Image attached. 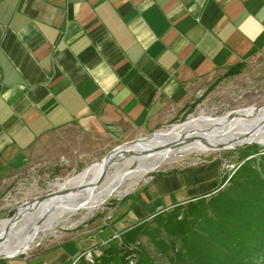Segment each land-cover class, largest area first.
Returning a JSON list of instances; mask_svg holds the SVG:
<instances>
[{"label": "crops", "instance_id": "crops-1", "mask_svg": "<svg viewBox=\"0 0 264 264\" xmlns=\"http://www.w3.org/2000/svg\"><path fill=\"white\" fill-rule=\"evenodd\" d=\"M263 56L264 0H0V168L62 133L117 145L153 132ZM223 179L216 160L155 175L122 222L210 198ZM99 233L0 264H73L112 235Z\"/></svg>", "mask_w": 264, "mask_h": 264}, {"label": "rangeland", "instance_id": "rangeland-1", "mask_svg": "<svg viewBox=\"0 0 264 264\" xmlns=\"http://www.w3.org/2000/svg\"><path fill=\"white\" fill-rule=\"evenodd\" d=\"M261 106H264V56L258 58L247 68L243 67L235 73L228 71L201 87L196 92L192 104L184 112L171 115L166 124L148 134L126 140L117 145L100 138L84 135L82 132L55 135L41 144L24 165L17 168H0V223L12 219L19 208L24 209L40 204L43 201L39 200L41 197H46L52 193L46 198L51 196L55 198L54 195L59 193L55 187L56 184L61 185L78 179L85 170L102 164L110 151L122 145H125L122 148L124 149L138 139H143L138 145L142 146L156 133L171 132L174 127L185 125L192 120L201 117L234 120L240 112L264 111V109H256ZM168 148L167 153L174 147L169 146ZM149 154L143 153L144 158H137L128 165L129 175L121 179L119 186V191L125 192L124 194L121 196L112 195L90 214L86 210L66 214L58 225H55V230L46 234L42 231L33 232L29 240L30 248L18 255L27 256L38 249L48 248L57 239L68 235L84 238L94 234L100 235L99 232L104 228L105 236H109L111 233L120 236L138 223L134 219L123 222L122 220L131 212L133 198L141 193L155 175L184 171L216 160L222 163L223 180L227 181L244 163L243 158L249 154H256L253 165L257 170L260 171V167L264 168V161H260L261 155L264 154V147L251 143L237 148L225 147L223 150L215 151L175 152L160 167L147 174L146 181L135 182L140 167L151 161L152 158L148 156ZM250 158L252 157H248L247 160ZM115 171L112 169L110 173H115ZM108 177L106 175L103 180L101 179L102 181L100 180L97 187L105 186ZM26 202L30 203L26 206L22 205ZM31 202L36 203L31 205ZM162 237L166 242L174 240L165 232H163ZM115 242L109 236L99 245L98 252L92 253V259L100 256L103 248L113 246ZM140 242L154 260L161 264H171L170 257L174 256L173 250L169 252V255H160L157 253L156 246L148 238L143 237ZM174 242L177 247L180 246V241L174 240ZM70 247L74 248V245H70Z\"/></svg>", "mask_w": 264, "mask_h": 264}, {"label": "trees", "instance_id": "trees-1", "mask_svg": "<svg viewBox=\"0 0 264 264\" xmlns=\"http://www.w3.org/2000/svg\"><path fill=\"white\" fill-rule=\"evenodd\" d=\"M255 155H246L233 176L223 180V189L210 198L162 210L121 234L100 256L89 260L85 253L73 264H161L142 246L143 237L160 255L173 250L171 264H264V168L259 171L253 165ZM163 232L180 246L166 242Z\"/></svg>", "mask_w": 264, "mask_h": 264}, {"label": "bare ground", "instance_id": "bare-ground-1", "mask_svg": "<svg viewBox=\"0 0 264 264\" xmlns=\"http://www.w3.org/2000/svg\"><path fill=\"white\" fill-rule=\"evenodd\" d=\"M250 111L240 112L234 120L201 117L174 127L171 132H158L142 146L138 145L143 139H138L110 159H104L102 164L88 168L78 179L61 185L56 184L59 193L54 195L55 198L51 196L43 199L40 204L34 205L36 207L19 208L14 218L0 223V256L14 257L24 252L30 248L29 240L33 232L42 231L46 234L55 230V225H58L66 214L78 210H86L90 214L112 195L124 194L125 192L119 191L120 181L129 175L127 167L132 161L145 157L142 156L143 153H150L148 156L152 159L140 167L135 182L146 181L147 174L156 170L178 151H215L220 144L226 148L251 143L264 147V111ZM173 144L181 146L172 148L167 153L166 150L169 146L173 147ZM112 169L116 170L115 173H110ZM104 175L109 176L108 182L98 188L97 184ZM35 203L31 202V205ZM31 207L34 208L30 209Z\"/></svg>", "mask_w": 264, "mask_h": 264}, {"label": "water", "instance_id": "water-1", "mask_svg": "<svg viewBox=\"0 0 264 264\" xmlns=\"http://www.w3.org/2000/svg\"><path fill=\"white\" fill-rule=\"evenodd\" d=\"M256 109H258V110L264 109V106L258 107V108H256ZM173 145H174V146H173L174 148H179V147L181 146V144H173ZM124 146H125V145H122V146H120V147H118V148H116V149L110 151V152L107 154V157H106L105 161L108 160V159H110L115 153H117L118 151H120ZM260 146H261V145H260ZM216 148H217L218 150H222V149L225 148V146H224L223 144H220V145L217 146ZM235 148H237V147H235ZM104 177H105V175L102 177V180L104 179ZM228 180H229V179H228ZM51 194H52V193H51ZM51 194H49V195H51ZM49 195H47L46 197H48ZM46 197H41V198H39V200H43V199H45ZM29 203H30V202H26V203H24V204H22V205L26 206V205H28ZM15 215H16V213H15ZM15 215H14L12 218H14ZM21 255H22V254H21ZM18 256H19V255H18ZM0 258H9V257L0 256Z\"/></svg>", "mask_w": 264, "mask_h": 264}, {"label": "built area", "instance_id": "built-area-1", "mask_svg": "<svg viewBox=\"0 0 264 264\" xmlns=\"http://www.w3.org/2000/svg\"><path fill=\"white\" fill-rule=\"evenodd\" d=\"M232 177V176H231ZM230 177V178H231ZM229 178V179H230ZM181 218V217H180ZM120 238V236L119 235H114L113 237H112V240H115V239H119ZM86 257H87V259H89V260H92V253L91 252H88L87 253V255H86Z\"/></svg>", "mask_w": 264, "mask_h": 264}]
</instances>
